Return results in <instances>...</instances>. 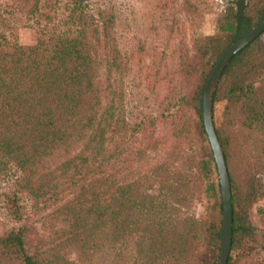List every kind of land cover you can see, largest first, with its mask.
Segmentation results:
<instances>
[{"label":"trees","instance_id":"16d2710c","mask_svg":"<svg viewBox=\"0 0 264 264\" xmlns=\"http://www.w3.org/2000/svg\"><path fill=\"white\" fill-rule=\"evenodd\" d=\"M90 1L0 3V179L13 175L2 196L11 218L23 221L0 232V264H213L221 204L201 121L202 90L222 51L264 16V0H228L215 32L193 39L179 73L196 81L180 101L196 117L173 115L166 135L155 133L151 116L126 119L127 60L115 40L114 16ZM17 7L35 31L33 43L16 40ZM261 34L231 56L211 97L230 185L226 264L250 249L246 209L264 199V184L252 172L264 159ZM18 194L30 200L31 217H23ZM199 197L216 218L190 211ZM262 240L264 248V231Z\"/></svg>","mask_w":264,"mask_h":264},{"label":"rangeland","instance_id":"374dc122","mask_svg":"<svg viewBox=\"0 0 264 264\" xmlns=\"http://www.w3.org/2000/svg\"><path fill=\"white\" fill-rule=\"evenodd\" d=\"M227 1H90L92 6L105 7L114 16L115 40L119 51L127 60V69L121 84L124 114L128 121L151 116L155 122V133L166 135L170 131V120H173V115L184 113L185 117L195 119L194 110L186 106L182 107L180 97H186L192 90L196 75L189 79L184 78L179 73V62L184 53L187 54V58L191 57L193 39L197 35H210L215 32L216 18L223 12ZM0 3L10 4L12 0H0ZM11 19L16 40L21 44L33 43L35 31L27 26L23 10L19 7L13 9ZM261 36L264 37V32ZM221 107V103L214 107L213 119L216 122ZM242 162L244 163L243 160ZM242 162L241 168L245 167ZM252 172L258 183L264 184V159L255 163ZM216 177L217 174L213 173L212 178ZM12 179V174L0 179V232L17 227L23 222L11 218L2 196V193L11 190ZM142 185L145 190H155L154 184ZM200 197L193 201L190 211L201 219L216 218V211L211 209L209 201ZM18 203L22 206L23 217H31L32 209L27 196L18 194ZM246 214L253 228L249 242L250 249L243 256H239L234 264H264V248H261L264 231V199L259 198L249 204ZM34 226L36 233L40 234L39 222ZM69 256L72 257V253H69Z\"/></svg>","mask_w":264,"mask_h":264},{"label":"water","instance_id":"95a60500","mask_svg":"<svg viewBox=\"0 0 264 264\" xmlns=\"http://www.w3.org/2000/svg\"><path fill=\"white\" fill-rule=\"evenodd\" d=\"M264 31V16L243 36L227 46L214 62L204 84L201 96V121L215 164L220 189L221 238L214 264H226L231 242L230 185L221 146L216 137L211 112V97L223 67L231 56Z\"/></svg>","mask_w":264,"mask_h":264}]
</instances>
